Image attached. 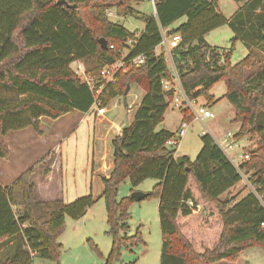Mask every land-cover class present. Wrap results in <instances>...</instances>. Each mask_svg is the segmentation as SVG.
Instances as JSON below:
<instances>
[{
  "label": "trees",
  "instance_id": "obj_1",
  "mask_svg": "<svg viewBox=\"0 0 264 264\" xmlns=\"http://www.w3.org/2000/svg\"><path fill=\"white\" fill-rule=\"evenodd\" d=\"M64 1L0 0V91L23 95L16 103L0 105V156L9 155L7 115L31 107L36 108L33 119H56L72 110L88 112L94 95L70 64L79 60L86 74L100 79L101 69L122 56L127 41L133 42L131 55L142 54L144 63L119 71L98 96L100 107H105L132 83L144 90L128 127L111 139L112 166L101 177L106 233L112 237L106 264L119 257L123 246L141 242L138 231L127 235L133 197L116 198L126 179L133 187L147 178L157 180L145 198H158L159 264L236 262L247 248L264 249V0H234L244 4L231 19L219 11L217 0H157L155 16H137L145 22L139 36L106 12L133 15L131 4L142 0ZM182 17L185 21L171 27ZM225 24L236 32L232 41L242 37L248 48L235 64L230 61L232 49L220 50L205 39ZM161 29L180 35L171 57L184 92L212 102L210 91L222 81L224 97L234 109L232 122L240 123L235 138L257 136L249 159L238 167L209 133L200 135V150L191 160L186 154L175 156L177 132L157 128L172 98V91L162 89L170 69L160 45ZM101 37L107 40L106 49L99 43ZM180 111L182 124L193 120L188 109ZM171 139L176 140L172 146ZM52 155L48 151L9 186L0 185V247L12 240L15 246L14 254L0 264H29L32 257L59 264L62 244L57 239L65 218L79 219L95 202L92 193L67 203L35 199V166L49 164ZM243 177L250 190L234 202L232 197L223 198Z\"/></svg>",
  "mask_w": 264,
  "mask_h": 264
},
{
  "label": "rangeland",
  "instance_id": "obj_2",
  "mask_svg": "<svg viewBox=\"0 0 264 264\" xmlns=\"http://www.w3.org/2000/svg\"><path fill=\"white\" fill-rule=\"evenodd\" d=\"M219 11L227 18L232 16L244 4L234 0H217ZM134 14L126 17L111 16V20L124 26L131 32H141L145 22L138 18V15H153V8L149 0H142L131 4ZM185 21V17L177 20L174 25ZM171 28V27H170ZM235 30L229 24L217 27L205 35L206 41L218 47L220 50H231L230 61L232 64L240 61L248 52L245 40L238 37ZM127 44H130L127 41ZM160 50V49H158ZM74 69L76 64L71 63ZM225 84L220 81L210 91L213 96L212 102H206L203 97L197 99L195 104L198 110L201 105L209 107L213 113L204 121L193 118L188 124L185 135L176 147V153L183 151L189 155L193 149H197L200 143V135L212 132L217 138L222 139V133L230 130L238 131L240 123L232 122L234 109L224 97ZM144 90L136 83L130 85L125 96L115 97L108 105L104 115L97 116L94 108L88 112L72 110L54 119L48 116L32 118L33 110L28 108L16 114H9L6 117V124L9 127L5 136L6 145L9 149L7 157L0 156V184H11L27 168L35 165L48 151H52L60 160H50L52 173L48 180L41 186L45 165L35 166L32 181L35 183V199L40 200L42 195L45 200L60 199L70 202L80 196L92 193L95 198L94 204L87 209L79 219L65 218L64 228L57 241L62 244V250L58 256L59 264H106L108 253L112 246V237L106 233L108 229L106 222V210L103 198L101 177L108 175L112 166L111 139L119 135L122 130L125 117L131 122L134 112L138 106ZM23 95H17L13 91H0V105L18 102ZM170 110V106H168ZM169 113L166 117L165 126L173 128L177 125ZM233 116V117H232ZM232 117L231 120L229 118ZM29 123V124H28ZM264 124V117L262 119ZM185 125V124H184ZM17 127H25L17 129ZM157 128H161L159 124ZM257 136L253 139L249 135L236 139L238 149L235 154L238 157L237 164L246 160V155L256 146ZM187 151V152H186ZM54 154L52 159H54ZM193 154V152H192ZM234 155V152L231 151ZM93 162V163H92ZM157 180L147 178L140 184L133 187L129 180H125L118 187L117 200L131 195L133 191L148 193L153 190ZM250 184L246 177L239 182L224 197L231 198V195L238 199L250 190ZM158 198L150 196L141 201H133L129 208L127 235H133L136 231L140 233L141 242L131 247L123 246L117 259H111L108 264H159L161 250V232L158 219ZM12 256V255H11ZM10 257L9 251L0 255V260ZM29 264H57V262L39 257H32ZM212 264H264V249L250 247L239 254L236 262L217 261Z\"/></svg>",
  "mask_w": 264,
  "mask_h": 264
},
{
  "label": "built area",
  "instance_id": "obj_3",
  "mask_svg": "<svg viewBox=\"0 0 264 264\" xmlns=\"http://www.w3.org/2000/svg\"><path fill=\"white\" fill-rule=\"evenodd\" d=\"M152 8H153V15H156L155 12V4L157 0H149ZM107 17L110 18L111 16H117L113 10H107L106 12ZM140 33H138L139 36ZM181 40L180 35L177 34H170L168 35L166 33V30L161 29V47L165 51V57L169 64L170 69V79H163L162 80V89L165 91H172V98L169 102V106L176 108V109H188L195 118L199 120H203V118L212 117L213 113L207 108L205 105H201L199 109L197 110L195 107V104L197 103V99L190 98L183 90L178 74L175 68V65L173 63L172 57H171V49ZM130 42V41H129ZM134 43L130 42V44H127L123 47L121 53L122 56L117 59L115 62L104 66L100 71V79L93 78L86 74L84 65L81 61L75 60L72 63L76 64V67L72 71L76 74L78 80L86 84L90 91L94 95V113L97 116H102L107 111V106L100 107L98 96L104 86L105 83L112 82L114 80L115 75L122 70H126L132 66H139L144 63V56L142 54L133 56L131 55V50L133 48ZM112 47V45H110ZM123 129V127H122ZM121 129L118 130V134L121 133ZM215 142L218 144V146L221 148L223 153L227 156V158L236 166L238 167L239 164H237V159L240 156H237L235 152L238 149V144L234 138V133L231 131H228L224 134L222 139L215 138ZM176 143L175 139H171L168 142V145H174ZM231 151L234 152V155L231 154ZM246 160L249 159V156H245Z\"/></svg>",
  "mask_w": 264,
  "mask_h": 264
},
{
  "label": "crops",
  "instance_id": "obj_4",
  "mask_svg": "<svg viewBox=\"0 0 264 264\" xmlns=\"http://www.w3.org/2000/svg\"><path fill=\"white\" fill-rule=\"evenodd\" d=\"M118 17V16H117ZM182 23V22H181ZM180 23H178V24H176V25H172L171 27H176V26H178ZM135 33H136V35L138 36V33H141V32H136V31H134ZM207 108H209V107H207ZM175 110L177 111V113L176 114H174V115H172L171 114V117L172 118H174V120H175V122L177 121L178 123H177V125H174V127L173 128H170V127H167V126H165V121H166V117L168 116V114L169 113H174L175 112ZM209 110H210V108H209ZM211 111V110H210ZM234 115V114H233ZM233 117V116H232ZM232 117H230L229 118V120H231L232 119ZM195 118V117H194ZM204 119L205 118H203V120L202 121H204ZM181 120H182V113H181V111L179 110V109H176V108H173V107H171L170 106V110H168V108L166 109V111H165V114H164V119H163V121L160 123V125H161V128H164V129H167V130H169V131H171V132H177L178 133V135L180 136L179 138V141H178V144H177V148L179 147V145H180V142H182V139H183V137H184V135H185V132H186V129H187V127H188V125H184V124H182L181 123ZM228 131H230V130H227L226 132H228ZM226 132H223L222 134V136H224V134L226 133ZM202 133H204V131H202ZM201 133V134H202ZM210 135L215 139V138H217V136H215L212 132H210ZM170 146H172V145H170ZM200 147H201V141H200V143H199V145H198V147H197V149H193V151H191V153H189V158L191 159V160H193L195 157H196V155H197V153H198V151L200 150ZM183 151H179L178 152V150H177V153H176V151H175V156H179V155H182L183 153H182ZM187 152V151H186ZM192 152H193V154H192ZM54 154V153H53ZM186 155H187V153H186ZM60 155H58L57 156V154L55 153L54 154V159H52L51 158V160H53V162L54 161H57L58 159L60 160V157H59ZM112 162V161H111ZM93 163V162H92ZM48 167V171H44L43 172V178H42V180H41V183H40V185L39 186H41L42 184H44V181H46V180H48V178L50 177V175H51V173H52V170H53V168H52V163H50L49 162V164L48 165H45L44 167ZM33 183H34V181H33ZM35 184V183H34ZM239 184V183H238ZM237 184V185H238ZM2 187H5V186H9L10 184H7V185H4V184H0ZM237 185H235V186H237ZM234 186V187H235ZM233 187V188H234ZM37 188L38 187H36L35 188V191L37 192ZM233 188H231L230 189V191L233 189ZM225 195V194H224ZM232 195H234V194H232ZM231 195V197H233ZM242 197V196H241ZM42 198H44L42 195H40V200H45V199H42ZM239 199V198H238ZM238 199H235L234 198V200H233V202L234 201H236V200H238ZM5 251H9V255L11 256V255H13L14 254V251H15V246H14V240H12V241H10V242H8V243H6V244H4V245H2L1 247H0V255L1 254H3Z\"/></svg>",
  "mask_w": 264,
  "mask_h": 264
},
{
  "label": "water",
  "instance_id": "obj_5",
  "mask_svg": "<svg viewBox=\"0 0 264 264\" xmlns=\"http://www.w3.org/2000/svg\"><path fill=\"white\" fill-rule=\"evenodd\" d=\"M65 2L64 0H57V3H63ZM99 43L101 45L102 48L106 49L107 48V40L103 37H101L99 39ZM129 91V86H127L124 90V104L126 105V100H125V96L126 94L128 93ZM129 125V121H128V118L127 116L125 117V121H124V125H123V129L127 128ZM131 196L133 197L134 201H141L143 200L146 196H147V193L145 192H141V191H133L131 193Z\"/></svg>",
  "mask_w": 264,
  "mask_h": 264
}]
</instances>
